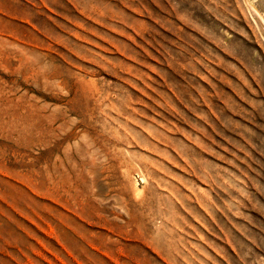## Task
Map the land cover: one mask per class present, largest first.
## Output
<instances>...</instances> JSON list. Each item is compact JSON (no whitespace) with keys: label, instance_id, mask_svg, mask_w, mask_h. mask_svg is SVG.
I'll return each mask as SVG.
<instances>
[{"label":"rangeland","instance_id":"374dc122","mask_svg":"<svg viewBox=\"0 0 264 264\" xmlns=\"http://www.w3.org/2000/svg\"><path fill=\"white\" fill-rule=\"evenodd\" d=\"M0 264H264V0H0Z\"/></svg>","mask_w":264,"mask_h":264},{"label":"bare ground","instance_id":"6f19581e","mask_svg":"<svg viewBox=\"0 0 264 264\" xmlns=\"http://www.w3.org/2000/svg\"><path fill=\"white\" fill-rule=\"evenodd\" d=\"M251 2V1H250ZM253 10V13H255V11H254V9H252ZM256 13H258L257 11H256ZM259 15V14H258ZM262 16V15H261ZM261 19H262V21H263V18L262 17H260ZM254 20V19H253Z\"/></svg>","mask_w":264,"mask_h":264}]
</instances>
